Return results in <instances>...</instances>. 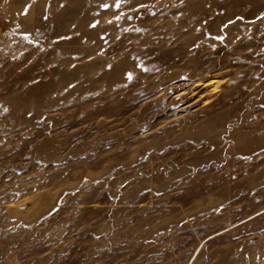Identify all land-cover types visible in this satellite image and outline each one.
Segmentation results:
<instances>
[{"label":"rangeland","instance_id":"1","mask_svg":"<svg viewBox=\"0 0 264 264\" xmlns=\"http://www.w3.org/2000/svg\"><path fill=\"white\" fill-rule=\"evenodd\" d=\"M0 264H264V0H0Z\"/></svg>","mask_w":264,"mask_h":264}]
</instances>
